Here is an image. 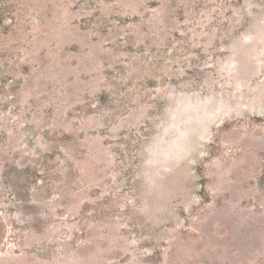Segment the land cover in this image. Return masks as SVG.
Masks as SVG:
<instances>
[{
    "label": "rangeland",
    "instance_id": "rangeland-1",
    "mask_svg": "<svg viewBox=\"0 0 264 264\" xmlns=\"http://www.w3.org/2000/svg\"><path fill=\"white\" fill-rule=\"evenodd\" d=\"M0 264H264V0H0Z\"/></svg>",
    "mask_w": 264,
    "mask_h": 264
}]
</instances>
